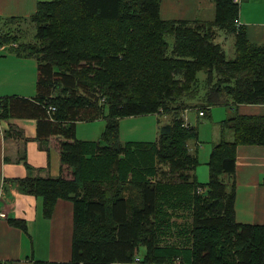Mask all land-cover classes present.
Returning a JSON list of instances; mask_svg holds the SVG:
<instances>
[{"label":"trees","instance_id":"trees-1","mask_svg":"<svg viewBox=\"0 0 264 264\" xmlns=\"http://www.w3.org/2000/svg\"><path fill=\"white\" fill-rule=\"evenodd\" d=\"M161 1L40 2L32 16L36 43L14 48L20 37L0 33V45L39 59L38 102L22 103L20 113L38 119L39 134L64 137L61 161L74 174L23 180L43 198L47 218L59 199L74 204L71 260L35 264H264V224L237 221L234 177L238 146L264 145V116L222 120L207 182L198 179L200 160L188 146L199 139L198 125L183 121L185 99L201 97L200 72L207 75L204 116L217 105L264 104V45L237 30L232 0H215V20L207 23L161 19ZM213 26L235 34V58L216 42ZM1 102L4 118L8 103ZM162 110L174 114L156 141L123 140L121 119L165 116ZM99 119L105 127L98 140L77 138V122ZM12 223L27 232L24 221Z\"/></svg>","mask_w":264,"mask_h":264},{"label":"crops","instance_id":"crops-1","mask_svg":"<svg viewBox=\"0 0 264 264\" xmlns=\"http://www.w3.org/2000/svg\"><path fill=\"white\" fill-rule=\"evenodd\" d=\"M51 0H0V33L8 29L20 36L22 24L35 25L32 16L40 2ZM239 6L236 19L237 30L244 28L247 38L254 44L264 45V0H232ZM216 16L215 0H162L160 17L164 20H187L213 22ZM16 20L11 22L10 20ZM6 22V25H4ZM29 24V25H31ZM35 26V33H36ZM216 41L226 50L224 38L236 37L229 29L217 28ZM35 38V35H34ZM7 45V44H6ZM14 46H17L16 43ZM235 47V43H234ZM19 54L9 48L0 50V104L8 103L6 117H0V206L7 215L0 218V264H35L36 261L68 262L72 255L74 230V204L69 199H59L51 217H45L43 198L29 191L23 182L28 178L60 177L65 165L61 161L60 142L65 140L60 135L49 134L46 130L39 134L38 119L28 113H20L22 103L38 102L39 99V64L36 55ZM236 54V50H235ZM62 85L54 89L51 97L57 96ZM196 103V99H187ZM206 102V98L204 97ZM218 107H225L224 116L233 117L236 113L264 116V104H234L232 106H214L208 121L203 122L212 130L209 142L200 141L201 117L199 111L189 109L188 121L198 125V141H189L193 154H201L202 144L207 146L209 154L222 138V131L215 121ZM194 113L193 116L190 114ZM144 117V118H141ZM162 117L157 114L131 116L121 119V136H128L142 130L143 139L156 141ZM159 118L161 122H159ZM196 118V120H195ZM227 118V117H226ZM195 122H194V121ZM89 123L90 129L99 132L90 135L87 140H98L105 127V120L77 122L79 126ZM202 124V125H203ZM96 126V127H94ZM94 127V128H93ZM226 139L234 140L233 131L226 132ZM135 140V139H131ZM207 143V144H206ZM209 158L206 161L208 166ZM198 170L196 175L198 177ZM236 219L241 223L264 224V145H239L236 169ZM227 179V177H225ZM20 220L27 224V232L12 221ZM143 264V263H115Z\"/></svg>","mask_w":264,"mask_h":264},{"label":"rangeland","instance_id":"rangeland-1","mask_svg":"<svg viewBox=\"0 0 264 264\" xmlns=\"http://www.w3.org/2000/svg\"><path fill=\"white\" fill-rule=\"evenodd\" d=\"M76 12H77L76 8L73 7V5H70L69 8H68V10H67V14H69V15H71V16L74 17V16L77 15ZM90 23H91V20L89 19L88 24H90ZM104 23H105V25H107L108 24V21H104ZM29 24H31V23H27V24L25 23V24L19 25V26H21V29H19V30H21V32H20L21 35L19 36L20 39H19V42H17L16 45H18V44H28V45H30L31 43H36V40L34 38V35H36V33H35L36 23H35V25L34 24L29 25ZM14 34H16V33H14ZM70 35H72V34H70ZM73 36H74V34H73ZM166 40L169 43V46H170L169 52H170L172 50L174 38H173V36L171 34H167L166 35ZM215 40H216V38H215ZM223 42L226 44V47H227L226 50H225L226 51V54H227V57L229 59L235 58L236 57V54H235V47H234V43H235L234 36L233 35H230L229 38H224L223 37ZM14 44H13L12 47L16 48L17 46H14ZM5 47H7L6 44L0 45V50L4 49ZM87 48L90 49L89 46ZM206 78H207V75L204 72H200L199 73L198 78H197L198 79V81H197L198 82L197 83V87H198L199 93H201V95H200L201 97L200 98H197L198 100L196 101V103H189L190 101H188L187 99H185V105L188 106L187 107L188 109H186L184 113H186L187 116H188V113H189L188 112L189 109H194V111H199V115L200 116H204V112H203V114H201L202 111H200L199 107L205 106L204 104L206 103L205 100H204V97H205V95L207 93V91L205 89ZM106 98L107 97L104 95L103 101H106ZM188 98H190V97H188ZM221 110H227V109L225 107H218L217 108V111H216L215 118H214L215 121H219L218 122V126L220 128V133H221V129H222V120L228 118V116H224L223 115V111H221ZM169 112L170 111H168V112L167 111H165V112L163 111L162 112L165 115V116L162 117V122H161L162 124H166V123L169 124L172 121V118H173V114L174 113L172 114V113H169ZM193 114L194 113H191L190 115L193 116ZM232 115L233 114L231 113V116ZM140 116H143V115H140ZM183 117L186 118L185 115ZM141 118H144V117H141ZM195 120H196V118H195ZM208 120H209V118H207V116H206V118L201 117V119H200V127H201L200 141L209 142L210 139H211V137H212V130L210 129V127H207L209 125L205 126L203 124V122H206ZM183 121H184V125L185 126H188V125L189 126H193L188 121V119H184ZM87 124H89V123H85V124L79 126V128H78V137H79V139L87 140L89 138V133H90V135H96V133L99 132V128L97 130L90 129V126L91 125H87ZM197 124L199 126V122H197ZM94 127H96V126H94ZM228 132H229V130H228ZM128 137L130 139H124L123 138V140H125V141L126 140H131V139L138 140V139H143L146 136H144L142 134V130L140 129L139 132L134 133L133 135H130ZM145 141H148V140H145ZM202 146H203V148L206 147V149H207V146L208 145H205V143H203ZM206 149L205 150H202L200 156L198 155L199 160H200V164H199L197 170L199 171L198 172V179L201 182H207L209 180L210 170H209V168L206 165V161L209 158V154L206 151ZM170 165L171 164L168 163L166 166L167 167H171ZM61 176L64 179H66V180H74L73 169L70 166H67L66 165L65 166V170H64V172H63V174Z\"/></svg>","mask_w":264,"mask_h":264},{"label":"built area","instance_id":"built-area-1","mask_svg":"<svg viewBox=\"0 0 264 264\" xmlns=\"http://www.w3.org/2000/svg\"><path fill=\"white\" fill-rule=\"evenodd\" d=\"M236 22H237L238 25L241 24L239 19H236ZM49 109H53L54 110L55 107L51 106ZM201 114H203V112H201ZM185 117H186L185 119H188V117L186 115H185ZM6 215H7L6 211L0 206V218L5 217Z\"/></svg>","mask_w":264,"mask_h":264}]
</instances>
